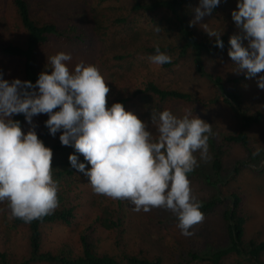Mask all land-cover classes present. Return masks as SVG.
Instances as JSON below:
<instances>
[{
    "label": "clouds",
    "instance_id": "obj_1",
    "mask_svg": "<svg viewBox=\"0 0 264 264\" xmlns=\"http://www.w3.org/2000/svg\"><path fill=\"white\" fill-rule=\"evenodd\" d=\"M219 4L220 0H199L189 26L199 25L223 49V30L202 23ZM85 9L82 7L88 15ZM231 18L240 30L228 40L234 72H242L246 79L256 78L257 87L264 90V0H237ZM71 19L90 23L83 14ZM160 30L154 26L155 32ZM148 59L158 67L172 63L159 45ZM71 61V54L65 51L51 55L47 70L38 74L35 84L5 79L0 72V203L6 201L11 216L26 223L50 215L58 207L52 149L38 137L33 121L46 114L49 134L59 132L61 144L74 148L69 164L87 177L96 194L128 201L135 212L170 211L181 234L194 235L191 229L204 220V213L189 174L200 161L210 158L208 142L215 135L212 124L193 110L182 115L169 109L151 111L154 136L149 124L121 102L106 106L110 89L94 64L81 60L70 68ZM20 114L29 125L26 131L13 119ZM262 150L257 147L252 155L258 156Z\"/></svg>",
    "mask_w": 264,
    "mask_h": 264
},
{
    "label": "trees",
    "instance_id": "obj_2",
    "mask_svg": "<svg viewBox=\"0 0 264 264\" xmlns=\"http://www.w3.org/2000/svg\"><path fill=\"white\" fill-rule=\"evenodd\" d=\"M191 1L94 0L93 3L89 4L92 8H87L88 15L85 11H82L88 21L90 19V23L85 24L79 21V24L70 19L67 22L57 24L52 19L43 20L38 12L41 8L40 0H13L19 22L25 30L26 39L23 45L15 42L12 36L0 39V56L21 59L24 64L21 69V76L18 78L29 80L35 84L38 74L47 70V59L52 55L50 54L41 59V55L46 48L42 45L48 44L52 39H55V42L67 41L83 45L91 44L93 39L101 38L100 25L102 21L108 18L107 12L109 9L107 5H113L115 15L118 11L121 15H116L112 21L108 22V24H111L108 29L106 26L104 27V29H107V33L113 34L116 27L119 26L127 27L134 30V34L138 35L137 38L144 43L134 44L132 47L122 48L121 51L117 50L107 55L103 66L98 68L110 89L106 97V106H110L114 102H121L124 107L135 106L140 110V115L151 116V111L167 109L169 104L176 100L191 104L194 111L221 103L233 108L240 122L236 132L219 133L218 142L212 137L209 139L208 143L212 151L210 163L207 164V168L201 167L202 164L200 163L199 167L189 174V179H201L203 182L217 188L218 193L206 200H201V210L204 215L213 211L220 204L229 203L222 214L229 243L203 255L189 252L191 260L207 262L208 264H222L224 257L232 255L236 264H264L261 259V255L264 254V240L255 241L250 239L244 241L243 239L246 217L241 210L242 198L240 194L234 191L223 194L219 187L220 184H227V181L233 178V174H237L243 166L250 165L252 170L256 171L253 168V162L259 161L260 155L255 157L252 155L248 129L253 124L260 122L263 114L260 110L249 112L244 106L241 85L247 82L248 79L245 78L242 72L227 73L223 77L206 69V55H214L230 46L228 40L233 32V27L236 28L234 21L231 19L219 28L223 30L221 39L224 47L223 49L218 48L214 44V38H210L207 33L201 31V28L189 26L190 11L188 6ZM236 5L237 0H220V4L213 10L212 14L224 15L229 10L231 15ZM99 6H102L100 10H98ZM155 25L161 28L159 33L154 31ZM160 34H162L160 36L162 39L154 40ZM141 35H146L149 39L146 40ZM155 45H159L162 52H166L172 57L171 64L162 66L165 69H175L190 57L193 72L197 76L205 77L212 84L214 95L202 97L183 90L175 86L171 78L157 76L151 69L140 75L132 72H129V74L124 71L125 64L134 54H154ZM116 66H119V69ZM39 117L41 120L35 131L43 143L52 149L53 179L59 185L58 207L50 215L33 220L30 223L11 216L13 227L20 225L28 228L30 250L28 255L21 257L19 261L12 258L10 260V257L13 256L9 252H0V264H162L160 256L150 257L143 249H140L137 253L126 250L120 242L121 237L119 235H114L113 240L116 249L119 248V251L116 250V254L101 250L96 242L93 243V237L96 234V231H93L95 228H101L104 231L120 229V233H122L121 227L125 219L123 200H116V207L103 204L93 211L90 217L91 221L85 224V231L79 235L81 252H74L68 243L62 244L61 248L54 252L41 250V226L43 224L61 223L71 225L73 221H77L80 211L76 206L77 203L73 202V198L69 194L70 187L72 191L74 187L82 191L80 181L86 182L87 177L69 164L68 156L75 151L74 148L61 144L59 132L55 136L49 134L44 124V121L48 119L46 114ZM13 119L21 122V128L24 131L27 123L23 114L15 115ZM236 144L247 151V159L237 161L231 171H225L222 165L224 150L228 146ZM78 156L82 162H85L81 154H78ZM85 163L86 167H90L87 162ZM77 180L78 184H76ZM0 205L1 207L7 206L6 201L0 203ZM83 223L80 222V224ZM97 249H99V252Z\"/></svg>",
    "mask_w": 264,
    "mask_h": 264
},
{
    "label": "rangeland",
    "instance_id": "obj_3",
    "mask_svg": "<svg viewBox=\"0 0 264 264\" xmlns=\"http://www.w3.org/2000/svg\"><path fill=\"white\" fill-rule=\"evenodd\" d=\"M40 2L41 8L38 12L43 20L52 19L57 24H61L69 21L73 17L79 18L83 11L82 7L85 9L84 5L86 4V8H92L89 4L93 3L94 0H40ZM198 2L199 0H192L189 3L190 20L194 16L192 9L197 6ZM100 7L102 6H99L98 10H100ZM107 8L109 9L107 12L108 18L102 21L100 25L101 38L93 39L92 43L88 45L67 41L54 42L55 39H52L48 42V46L41 55V59H44L45 56H49L50 54L54 55L58 51H65L72 56V61L69 63L70 68L74 67L81 60L86 63H92L99 68L103 66L107 55L117 50L121 51L122 48L132 47L134 44L139 45L141 42L144 43L137 38L138 35L134 34V30L127 27L123 28L119 26L116 27L113 34L107 33V29L111 25L108 22L112 21L116 15H121L119 11L115 15L113 5H107ZM236 9L237 5L233 10ZM231 19L230 11L228 10L224 15L212 14L211 16H205L202 23H208L210 27L221 28ZM82 23L88 24L85 19H82ZM105 26L107 29H104ZM196 26L201 28L199 25ZM232 30L231 35L240 34V30L237 27H233ZM8 36L14 37L15 42H19L22 45L26 39L25 30L19 22L13 0H0V39H6ZM141 36L145 37L144 39L146 40L149 39L146 35ZM160 36L162 34L154 40H161L162 38ZM242 42L246 44V41ZM229 48L230 46L214 55H206V69L210 72L220 74L223 77L227 73H234L236 65L233 64L228 56ZM148 57L149 55L141 53L134 54L125 64L124 71L140 75L151 69L157 76L171 78L175 86L183 90L202 97H211L214 95L212 84L205 77L197 76L193 72V64L190 57L185 59L180 66L172 70L152 64ZM23 64L21 59L0 56V72H3L5 79L10 80L20 77ZM116 67L119 69V66ZM257 75L259 76V74ZM241 86L244 106L249 112L260 110L263 114L260 122L253 124L248 129L253 152L257 147L264 149V146H262L264 145V90L257 87L256 78L248 79ZM125 109L132 111L138 118L147 122L153 135H156L155 126L150 124V115H140V110L135 106H127ZM167 109L176 115H182L186 110H193L191 104L177 100L171 102ZM193 112L201 119L212 124L215 133L212 138L217 142L219 141V133L236 132L240 126L238 116H236L234 109L221 103L200 109L199 111L193 110ZM39 116L33 117L36 127L41 120ZM28 127L29 125L26 124L24 131ZM196 155L199 160V154L197 153ZM247 156V151L240 145L228 146L224 150L222 157L223 168H225V171H231L237 161L245 160ZM209 157L207 162L200 161L202 164L201 167L207 168V164L210 163L212 158L210 145ZM253 168L256 171L252 170L250 165L243 166L237 174H233V178L227 181V184L219 185L223 194L234 191L240 194L242 198L241 210L246 217L244 223V241L250 239L255 241L264 240V150L261 151L260 160L253 162ZM190 181L193 193L200 201L206 200L215 193H218L217 188L203 182L201 179L190 178ZM76 184H78V180ZM80 186L82 191H79L75 187L72 191L70 187L71 191L69 192L73 198V202L77 203L76 206L80 211V215L78 214L76 219L77 221H73L71 225L61 223L43 224L41 226L42 251L54 252L59 250L62 244L68 243L74 252H81L79 235L85 231V224L91 221L90 217L93 211L103 204L116 207V200L96 194L89 184L88 179H86V182L80 181ZM123 201L125 204V219L121 227L122 233H120V229L104 231L101 228H95L93 230L96 231L93 237V243L95 244L96 242V245L101 250L116 254V250L119 251V248L116 249L113 240L114 235H119L121 237L120 242L126 250L137 253V251L143 249L150 257L160 256L162 264H177L179 262L181 264H208L207 262L191 260L189 252L203 255L216 248L224 247L229 243L225 220L222 215L229 205L228 202L218 205L213 211L204 215V220L191 229L194 235L186 237L181 234L180 229L177 227V218L170 211L154 208L147 213L143 211L135 212L132 210V206L128 201ZM11 219L8 206L1 207L0 205V252H9L13 256L10 257V260L12 258L13 260L19 261L21 257L27 256L30 250L29 230L26 226L18 225L17 227H13ZM80 222L84 223L80 224ZM99 249H97L98 252ZM261 259L264 261V254L261 255ZM222 264H236L234 256L229 255L224 257Z\"/></svg>",
    "mask_w": 264,
    "mask_h": 264
}]
</instances>
